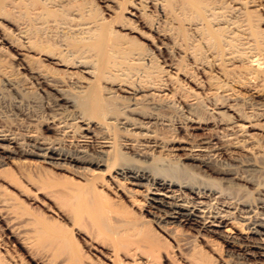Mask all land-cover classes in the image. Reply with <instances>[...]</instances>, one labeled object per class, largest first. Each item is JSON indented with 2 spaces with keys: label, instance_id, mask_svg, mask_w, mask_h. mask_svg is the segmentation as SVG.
I'll use <instances>...</instances> for the list:
<instances>
[{
  "label": "bare ground",
  "instance_id": "1",
  "mask_svg": "<svg viewBox=\"0 0 264 264\" xmlns=\"http://www.w3.org/2000/svg\"><path fill=\"white\" fill-rule=\"evenodd\" d=\"M107 1L105 18L77 0H0V21L8 6L26 14L13 35L0 31V168L61 194L113 254H140L143 225L122 198L132 206L144 194L160 228L189 225L239 246L227 227L236 219L246 255L264 258V0ZM135 23L151 33L128 37ZM174 51L190 67L157 63ZM164 160L194 179L149 169Z\"/></svg>",
  "mask_w": 264,
  "mask_h": 264
},
{
  "label": "rangeland",
  "instance_id": "2",
  "mask_svg": "<svg viewBox=\"0 0 264 264\" xmlns=\"http://www.w3.org/2000/svg\"><path fill=\"white\" fill-rule=\"evenodd\" d=\"M77 2L80 10H90L91 17L99 15L107 18L110 14L103 0ZM148 9L153 11L147 18L150 24L157 19V12L151 7ZM5 10L8 22L0 21V31L13 35V24L26 21L25 10L21 13L9 6ZM128 10L134 11L131 7ZM260 13L264 16V12ZM132 26L136 32L120 31L121 34L129 33L128 37L138 38L137 33H151L143 24L135 23ZM2 47L5 54L12 57L18 53L15 47H9L7 44ZM188 61L174 51L160 54L157 63L163 67L169 63L190 67ZM177 79L182 80L186 86L193 85L180 76ZM37 127L41 132L42 127ZM46 134L54 137L50 131ZM13 158L21 159L19 156ZM125 162L132 165L138 163L132 159H126ZM149 169L157 174L194 179L190 171L168 160L156 162L149 166ZM213 178L218 180L217 177ZM217 182L208 183L216 187L219 186ZM229 190L227 192L230 194L243 196L246 201L256 203L257 192L250 187L234 186ZM145 199L144 194H138L132 199L134 205L131 206L122 198L143 225L145 240L142 242L140 254H113V245L99 233L100 227L88 224L90 222L75 221L72 210L63 204L61 194L50 190H36L27 184L26 178L19 176L16 166L9 163L0 168V264H264L263 257L254 259L246 255L243 246L246 240L243 235L247 236L249 233L245 232L244 225L241 226L236 219L231 221L233 225L230 223L227 227L230 233H240L239 246L228 243L217 234L204 232L189 225L172 224L168 228H160L151 213L147 212L151 208L147 206Z\"/></svg>",
  "mask_w": 264,
  "mask_h": 264
}]
</instances>
